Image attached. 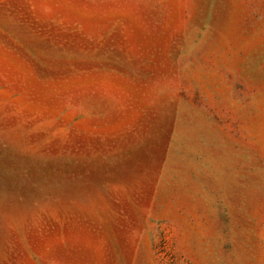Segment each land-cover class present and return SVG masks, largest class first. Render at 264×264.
<instances>
[{
  "label": "rangeland",
  "instance_id": "374dc122",
  "mask_svg": "<svg viewBox=\"0 0 264 264\" xmlns=\"http://www.w3.org/2000/svg\"><path fill=\"white\" fill-rule=\"evenodd\" d=\"M0 264H264V0H0Z\"/></svg>",
  "mask_w": 264,
  "mask_h": 264
}]
</instances>
